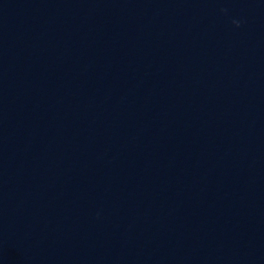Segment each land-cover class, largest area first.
<instances>
[{
    "label": "clouds",
    "instance_id": "9594fccd",
    "mask_svg": "<svg viewBox=\"0 0 264 264\" xmlns=\"http://www.w3.org/2000/svg\"><path fill=\"white\" fill-rule=\"evenodd\" d=\"M222 11H224V10H222ZM233 23L236 25V27L240 26V22L239 21H233Z\"/></svg>",
    "mask_w": 264,
    "mask_h": 264
}]
</instances>
